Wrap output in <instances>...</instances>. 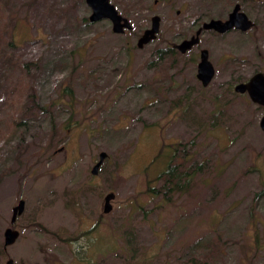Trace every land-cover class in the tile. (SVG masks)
I'll return each mask as SVG.
<instances>
[{"label": "rangeland", "instance_id": "obj_1", "mask_svg": "<svg viewBox=\"0 0 264 264\" xmlns=\"http://www.w3.org/2000/svg\"><path fill=\"white\" fill-rule=\"evenodd\" d=\"M3 1L16 45L4 55L0 43V264H264V111L234 92L264 73V0H110L131 24L123 34L84 23L85 0ZM236 3L252 29L203 32L188 53L157 56ZM152 16L159 33L139 49ZM201 49L215 70L207 87ZM178 146L187 189L149 192ZM9 227L19 238L5 248Z\"/></svg>", "mask_w": 264, "mask_h": 264}, {"label": "water", "instance_id": "obj_2", "mask_svg": "<svg viewBox=\"0 0 264 264\" xmlns=\"http://www.w3.org/2000/svg\"><path fill=\"white\" fill-rule=\"evenodd\" d=\"M87 6L91 10L88 18L90 23H96L101 20H108L112 25V32L115 34H123L125 30H131L129 21L121 16L116 8L110 3V0H85ZM254 26L249 17L241 11V6L235 4L226 20H209L204 22L202 27L189 40H185L176 46V49L184 54L189 51L194 45L199 42V36L203 31H213L218 34H225L232 30L239 32H247ZM160 30V17L152 16L150 28L146 29L137 40V47L143 48L145 45L154 41ZM215 76V70L212 63L209 61V53L203 49L199 54V62L197 64L196 78L203 87H207ZM234 92L240 95L246 94L250 101L258 106H261L264 111V73L257 72L253 74L246 82L236 84ZM259 127L264 133V113L259 121ZM107 154L101 152L98 156V161L91 169L93 176L97 175L100 166L106 159ZM115 195L108 193L104 197L103 213L107 214L112 210L111 201ZM25 202L19 200L16 206L12 208L10 225L13 226L19 216L24 212ZM4 247H10L15 244L19 238V232L11 227L5 229ZM5 264H13L12 260H8Z\"/></svg>", "mask_w": 264, "mask_h": 264}, {"label": "trees", "instance_id": "obj_3", "mask_svg": "<svg viewBox=\"0 0 264 264\" xmlns=\"http://www.w3.org/2000/svg\"><path fill=\"white\" fill-rule=\"evenodd\" d=\"M5 3L8 2H4L3 0H0V11L2 9V6L3 9L6 7ZM88 21L89 20L87 18L83 20L84 23H88ZM12 28H13V23L10 21H8L6 24L0 23V43H3L5 46V49L3 50L4 55H8L9 53H11L12 49L15 48L16 45L11 35ZM7 37L11 38L10 41H7ZM164 52L167 55H170L171 57H174L175 55L178 54V52L174 50V47H170V46L165 50L156 51L157 56L159 58H161V55ZM27 66L28 65L26 64L24 67ZM70 87L71 86L68 84L67 87L64 88L63 93L71 100L73 95ZM186 154L187 153L185 146H181L180 148L179 146L175 147L173 151L169 152L167 158L168 161L165 170L162 171L157 177V181H161L163 184L157 190H153L152 188H150L149 192L155 195H162L163 197L166 198L170 194H174L176 192L178 193L184 192V190L187 189L192 177H190V174H188L187 170L180 169V167L184 165L186 161Z\"/></svg>", "mask_w": 264, "mask_h": 264}, {"label": "flooded vegetation", "instance_id": "obj_4", "mask_svg": "<svg viewBox=\"0 0 264 264\" xmlns=\"http://www.w3.org/2000/svg\"><path fill=\"white\" fill-rule=\"evenodd\" d=\"M236 4H239V3H236ZM239 5H240V4H239ZM240 6H241V5H240ZM233 7H234V6H233ZM232 9H233V8H232ZM241 11H242V10H241ZM242 12H243V11H242ZM228 15H229V13H228ZM228 15H227L226 19L228 18ZM226 19H225V20H226ZM223 21H224V20H223ZM203 23H204V22H203ZM203 23H202L200 26H198L197 28H195V31L193 32L192 35H190V36L187 37L186 39L182 40L181 42H183V41H185V40H189L192 36H194V35L196 34V32L202 27ZM203 32H207V31H203ZM203 32H202V33L200 34V36H199V42H198L196 45H194L192 48H194L195 46H198V45L201 43V39H200V38H201V35L203 34ZM211 32H213V31H211ZM214 33H215V32H214ZM216 34H218V33H216ZM225 34H226V33H225ZM218 35H223V34H218ZM181 42H180V43H181ZM180 43H179V44H180ZM179 44H177V45H179ZM177 45L174 46V50H175L176 52H178L179 54H182L181 52H179V51L176 49V46H177ZM192 48H191V49H192ZM191 49H190V50H191ZM190 50H189V51H190ZM201 50H203V49H201ZM201 50H200V51H201ZM205 50H206V49H205ZM189 51L185 52L184 54L188 53ZM200 51H199V54H200Z\"/></svg>", "mask_w": 264, "mask_h": 264}]
</instances>
